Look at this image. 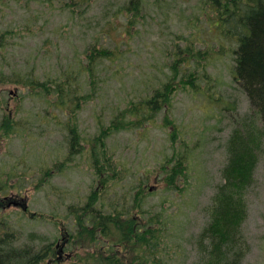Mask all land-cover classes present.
I'll use <instances>...</instances> for the list:
<instances>
[{"label":"rangeland","instance_id":"obj_1","mask_svg":"<svg viewBox=\"0 0 264 264\" xmlns=\"http://www.w3.org/2000/svg\"><path fill=\"white\" fill-rule=\"evenodd\" d=\"M129 1L0 0V232L56 251L95 199L90 209L156 228L162 264H206L231 136L249 126L264 138V124L205 0H136L132 19ZM242 193L241 264H264V140ZM68 246L59 264H98L78 234Z\"/></svg>","mask_w":264,"mask_h":264},{"label":"trees","instance_id":"obj_2","mask_svg":"<svg viewBox=\"0 0 264 264\" xmlns=\"http://www.w3.org/2000/svg\"><path fill=\"white\" fill-rule=\"evenodd\" d=\"M134 9L139 11L136 0H131L124 9L129 13L130 19L134 16ZM202 14L213 18L220 38L236 44V49L232 51L236 62L234 79L246 93L251 106L257 110L264 124V0H205ZM2 46L4 44L0 41V47ZM98 56L113 57V52L104 50ZM88 58L87 68L90 72L96 55L92 53ZM184 60L188 58L185 57ZM165 96L166 100L162 98ZM156 98L159 101H155ZM167 100L168 94L164 89L147 100L146 105L151 110L150 104L163 105ZM263 140L262 134L249 126L243 131L236 130L231 136L228 145L229 160L224 170L225 183L211 207L212 220L201 234V242H208L206 264L242 263L244 248L240 243L248 244L241 231L248 215L242 192L252 180ZM102 168L104 171V167ZM168 173L169 171L166 181L175 187L176 183L171 181L174 175ZM101 174L99 173L100 179ZM139 194L138 197L142 195ZM94 203L95 199L91 200L83 213L77 214V220L83 227L77 234L88 243L89 249L96 250L94 261L98 264H162L159 262L161 259L153 255V250L160 247L156 228L148 224L142 225L138 218L129 215L123 218L120 214H102L94 206L90 209ZM101 238L105 241H102L103 246H106L104 253L97 251L102 249L97 247ZM16 241L15 233L0 232V264H43L46 258L54 254L51 245L38 250L33 245L19 246ZM124 247L128 251L126 258L122 252Z\"/></svg>","mask_w":264,"mask_h":264},{"label":"flooded vegetation","instance_id":"obj_3","mask_svg":"<svg viewBox=\"0 0 264 264\" xmlns=\"http://www.w3.org/2000/svg\"><path fill=\"white\" fill-rule=\"evenodd\" d=\"M103 169V168H102ZM102 176H103V173H102ZM102 187H103V185H102ZM21 207L22 208H24V210L25 211H27L28 210V208H27V204H25V202H22L21 203ZM86 207V206H85ZM84 207V208H85ZM83 208V209H84ZM86 209V208H85ZM119 211V212H118ZM116 210V211H114V212H112V214H120V216H122L123 218H126V216L128 215L126 212H124V211H121L120 212V210ZM77 212V211H76ZM84 212H87V211H84ZM81 213H83V210H81V212L79 213V214H81ZM103 214V213H102ZM110 214V213H109ZM108 215V214H107ZM129 216H130V214H129ZM75 221V223H74V225H76V229H77V232H76V234L78 233V232H80V230H82V226L80 225V222H78V220H77V215H76V219L74 220ZM76 234L75 235H72V232H70V231H66V234H65V236L60 240L61 242L59 243L58 242V246H56V251H54V254L52 255V256H50V257H48V259H49V261L47 262V264H59V263H61L62 261H63V259H65V261H71L73 258H74V253L71 251L70 253H68L69 251H68V245H70V244H72L74 241H75V237H76ZM62 241H63V243H62ZM105 242L104 241V239H102L101 238V242H100V244L97 246V247H101L102 249H100V250H97L99 253H104V250H105V248L104 247H106V246H103V242ZM70 248V247H69ZM70 249H72V248H70ZM93 251V250H92ZM95 252L96 251H93V252H90V254L88 253L87 254V259H89V261H94V256H97V254H95ZM119 252H121V250H119ZM122 252H123V250H122ZM95 254V255H94ZM57 255V256H56ZM90 255V256H89ZM52 257V258H51ZM56 257V258H55ZM79 257V256H78ZM54 258V259H53Z\"/></svg>","mask_w":264,"mask_h":264},{"label":"bare ground","instance_id":"obj_4","mask_svg":"<svg viewBox=\"0 0 264 264\" xmlns=\"http://www.w3.org/2000/svg\"><path fill=\"white\" fill-rule=\"evenodd\" d=\"M72 140V139H71ZM79 148V147H78ZM78 150V149H77ZM81 151V150H80ZM105 164V163H104ZM97 170V169H96ZM93 198V197H92ZM75 214V213H74ZM83 216V215H82ZM8 229V228H7ZM44 238V237H43ZM36 240V238H35ZM40 240V239H39ZM46 241V240H45ZM29 243V242H28ZM106 249V248H105ZM109 253V252H108ZM132 260V259H131ZM87 261V260H86ZM141 262V261H140Z\"/></svg>","mask_w":264,"mask_h":264},{"label":"water","instance_id":"obj_5","mask_svg":"<svg viewBox=\"0 0 264 264\" xmlns=\"http://www.w3.org/2000/svg\"><path fill=\"white\" fill-rule=\"evenodd\" d=\"M150 190H151V191H154V190H155V188H154V187H152Z\"/></svg>","mask_w":264,"mask_h":264}]
</instances>
